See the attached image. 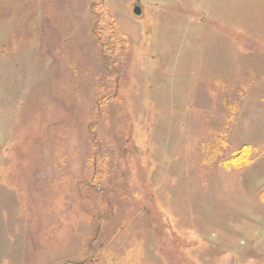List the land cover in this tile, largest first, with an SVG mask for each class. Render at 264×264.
Listing matches in <instances>:
<instances>
[{
    "label": "rangeland",
    "instance_id": "1",
    "mask_svg": "<svg viewBox=\"0 0 264 264\" xmlns=\"http://www.w3.org/2000/svg\"><path fill=\"white\" fill-rule=\"evenodd\" d=\"M0 264H264V0H0Z\"/></svg>",
    "mask_w": 264,
    "mask_h": 264
},
{
    "label": "trees",
    "instance_id": "2",
    "mask_svg": "<svg viewBox=\"0 0 264 264\" xmlns=\"http://www.w3.org/2000/svg\"><path fill=\"white\" fill-rule=\"evenodd\" d=\"M111 30H112V28H111ZM94 31H95V30H94ZM96 33H99V32L97 31ZM99 40H100V39H99ZM99 45H100V47L102 48V50L106 48V50H107V51H110L111 53H112V52H115L114 47H112L111 45H108V44L104 43V41H100V42H99ZM240 153H241V154H240ZM239 154H240L241 158H245L244 156H245L246 154L244 155L243 151L239 152Z\"/></svg>",
    "mask_w": 264,
    "mask_h": 264
},
{
    "label": "water",
    "instance_id": "3",
    "mask_svg": "<svg viewBox=\"0 0 264 264\" xmlns=\"http://www.w3.org/2000/svg\"><path fill=\"white\" fill-rule=\"evenodd\" d=\"M132 12L134 15H140L141 10H140V6L139 5H134Z\"/></svg>",
    "mask_w": 264,
    "mask_h": 264
}]
</instances>
